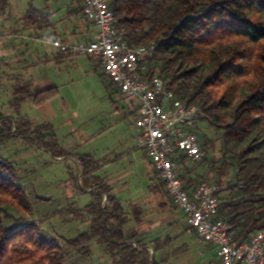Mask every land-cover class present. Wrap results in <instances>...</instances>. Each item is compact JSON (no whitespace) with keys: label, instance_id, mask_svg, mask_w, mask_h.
<instances>
[{"label":"trees","instance_id":"trees-1","mask_svg":"<svg viewBox=\"0 0 264 264\" xmlns=\"http://www.w3.org/2000/svg\"><path fill=\"white\" fill-rule=\"evenodd\" d=\"M6 4L0 0V14ZM111 9L132 47L156 44L147 78L159 75L180 99L198 107V124L206 122L222 133L221 158L211 162V170L223 177L232 169L235 181L234 193L220 199L218 217L232 226L237 241L249 239L264 229V0H112ZM25 19L42 25L45 14L31 5ZM57 95V87L34 92L15 86L8 113L0 108V149L24 140L53 160H77L78 176L67 167L69 184L91 201L82 208L72 203L57 214L68 224L87 223L68 245L90 255L94 244L112 264H160L138 232L126 230L129 213L99 174V161L67 151L53 125L33 124L24 115L26 102L39 106ZM202 140L205 151L211 142ZM19 182L17 166L0 161V264H64L62 246L46 237L36 221L5 226L4 218L10 217L3 204L32 210ZM132 214L140 222V211ZM153 243L155 254L167 246L159 238Z\"/></svg>","mask_w":264,"mask_h":264},{"label":"rangeland","instance_id":"rangeland-1","mask_svg":"<svg viewBox=\"0 0 264 264\" xmlns=\"http://www.w3.org/2000/svg\"><path fill=\"white\" fill-rule=\"evenodd\" d=\"M88 62L80 69L76 67L71 69V79L69 77L67 82L64 80V76L61 80L56 81L60 97L54 99V106L58 110L59 117L54 121L58 139L65 149L68 147L78 148L80 154H85L92 149L100 153L103 150L113 149L130 132L128 125L122 120L120 121L122 122L121 126L119 125L116 131L100 140L96 139L97 141L95 140L93 145L81 148L89 136L92 139L102 132V125L107 122L106 119L115 115L116 107L121 108V113L125 116L120 103L109 101L106 98L109 95L107 88L110 80L103 76L99 66ZM146 67V71H148L149 63ZM1 74L0 72V76ZM0 93L3 95L0 98V108L4 113H8V90L0 85ZM61 98H64L65 105ZM129 121L131 119L127 121L128 124ZM197 131L202 145L204 144L202 137H205L211 144L205 150L203 162L196 164L186 161L180 171L181 177L185 181L192 180L194 185H198L202 181L216 184L220 190V199L224 200L234 193L230 187L235 181V171L229 169L223 177H220L218 173L211 170V162L221 158L222 133L206 122L198 124ZM0 161L13 162L17 166L20 187L26 191L32 207L31 212L24 213L11 205L3 204L2 208L10 217L4 218L5 226L16 224L22 226L27 221H36L40 224L42 233L46 237L56 239L62 246L65 253L64 264H112L109 257L94 244L91 245L90 255L68 245V240L75 238L87 229V223L68 224L65 222V217L57 216L60 211L72 203H75L78 208H82L91 201L89 194L80 193L78 189L69 184L67 167H70L75 176H78L80 167L77 160L74 158L63 161L53 160L48 152L37 146L29 145L24 140H13L0 149ZM125 164L129 165L130 163L127 161L123 165H115V169L122 168L126 166ZM132 167L136 170L135 176L130 179V182H133V188L120 196L129 213L126 230L138 232L140 240L149 245L151 254L158 262L173 257L174 254L172 255L171 252L176 249L173 247L163 253H152L154 252L152 243L157 238L175 239L179 241L176 244L179 248L184 247L183 244L186 242L190 243L189 257L199 259L202 244L207 243L200 240L187 227L180 211L173 210L175 207L169 199L164 185L158 180L148 161L142 158L139 163L132 164ZM155 185L156 190L153 191L152 187L154 188ZM134 209L141 211L140 222H135L132 214ZM169 214L178 215L179 228H184L181 235L175 231L177 228H172Z\"/></svg>","mask_w":264,"mask_h":264},{"label":"built area","instance_id":"built-area-1","mask_svg":"<svg viewBox=\"0 0 264 264\" xmlns=\"http://www.w3.org/2000/svg\"><path fill=\"white\" fill-rule=\"evenodd\" d=\"M111 1L83 0V17L95 26L97 37L92 42L63 43L59 49L98 61L104 75L133 105L129 110L138 130L137 147L148 156L187 226L200 240L217 248L221 264H264V229L237 241L232 226L218 217V186L206 181L188 186L181 177L182 158L199 164L205 157L197 131L200 111L180 99L159 75L147 78L146 66L157 46L132 47Z\"/></svg>","mask_w":264,"mask_h":264},{"label":"crops","instance_id":"crops-1","mask_svg":"<svg viewBox=\"0 0 264 264\" xmlns=\"http://www.w3.org/2000/svg\"><path fill=\"white\" fill-rule=\"evenodd\" d=\"M82 2L83 0H7V4L0 14V72L2 73L0 85L8 90V105L15 86L26 85L33 91H42L50 87L58 88L56 85L58 79L61 80L64 76V80L67 82L72 72L70 70L75 67L80 69L89 63L88 61L99 66L105 76L99 62L90 56L75 55L71 51L59 49L63 43L71 45L79 42H92L97 37L98 31L95 26L86 22L83 17ZM31 5L45 14L42 25L29 24L25 19V14ZM107 89H109V95L106 98L109 101L120 103L125 116L122 115L121 108L116 107L115 115L106 119L107 122L102 125V132L92 139L89 136L81 148L93 145L96 139L100 140L116 131L118 126H121L122 122L120 121L122 120L128 125L130 132L113 149L103 150L102 153L92 149L85 153L99 161L101 165L99 174L105 177L113 187V194L121 199L122 193L133 188V182H130V179L135 176L136 170L132 164L139 163L143 158L148 161L151 167L152 165L146 153L137 147L138 130L133 122L134 114L129 110L133 105L111 81ZM59 93L58 88V96L39 106H35L32 101L26 102L23 105V113L32 122L50 123L54 127V121L59 118L58 110L54 106V99L60 97ZM2 96L0 93V98ZM61 99L65 105L64 98ZM129 119L131 121L128 124ZM66 150L72 154L80 152L78 148L74 147H68ZM127 161H129V165L125 164L126 166L115 169V165H123ZM153 171L155 172L154 169ZM152 189L155 191L156 185ZM173 210L179 212L176 207ZM169 215L172 228H177L175 231L179 234L182 233L184 228H179L178 215ZM183 218L185 220V217ZM160 240L163 243L167 241V246L157 254L173 247L176 249L171 252L172 255L174 254L173 257H169L166 261L160 260V264H221L217 248L212 245L202 244L199 259H193L189 257L190 243L186 242L183 244L184 247L179 248L176 245L179 241L175 239ZM152 244L154 245V243ZM181 249H184V252Z\"/></svg>","mask_w":264,"mask_h":264},{"label":"water","instance_id":"water-1","mask_svg":"<svg viewBox=\"0 0 264 264\" xmlns=\"http://www.w3.org/2000/svg\"><path fill=\"white\" fill-rule=\"evenodd\" d=\"M152 253H154V252H152Z\"/></svg>","mask_w":264,"mask_h":264}]
</instances>
